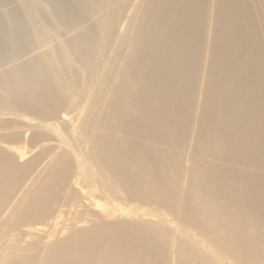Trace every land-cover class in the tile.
<instances>
[{
  "label": "bare ground",
  "instance_id": "1",
  "mask_svg": "<svg viewBox=\"0 0 264 264\" xmlns=\"http://www.w3.org/2000/svg\"><path fill=\"white\" fill-rule=\"evenodd\" d=\"M103 1L54 45L0 13V264H264V0Z\"/></svg>",
  "mask_w": 264,
  "mask_h": 264
},
{
  "label": "rangeland",
  "instance_id": "2",
  "mask_svg": "<svg viewBox=\"0 0 264 264\" xmlns=\"http://www.w3.org/2000/svg\"><path fill=\"white\" fill-rule=\"evenodd\" d=\"M59 1L61 0H5V1L0 2V13L1 14L3 13L11 14L12 12H17L22 22L26 26H28L27 28H29L28 31L30 35L33 36L37 30L42 31L44 33V36H46L47 38L46 45L58 44L64 37L69 36L70 33L76 32L77 30L81 29L82 27L86 25H90L94 28V30H97V32L95 33L97 35L100 34L101 31L108 29V27L110 26L109 22H111V14L108 8H106L107 6H105L104 4L105 1L103 0H95L96 1L95 5H93L94 3L92 2V0H83V2L82 0H69L71 3L69 7L66 5L65 6L60 5L61 3ZM94 6L97 8L96 11H94L95 9L93 10ZM55 8L57 10H55ZM104 9H105V13H104ZM53 10L57 12H54ZM48 12L50 13L48 14ZM100 13L103 15H101ZM71 14L72 15L78 14L80 16L79 22L75 26H71L73 22H69L68 20V18L72 16ZM97 15H100V16H97ZM51 19H53V22L55 21V25H51L53 24ZM83 24L85 25L82 26ZM10 26H9V29H10ZM13 36H14V33H12V30L1 32L0 33V43L4 44V42L5 43L10 42L11 41L10 39ZM33 39L34 40L32 41L31 40L26 41V43L24 44V50L21 51L24 54L22 56L23 58H26L27 56H30L31 54L37 52L39 49L45 47V44H39L41 42L37 43L35 37ZM98 39H101V41H99L101 44V48L103 49L104 47H106L107 44L105 43V41H103L100 35ZM105 49H107V47ZM18 54H20V52ZM72 56L76 57V58L72 57L73 64L75 68L78 69L77 72L81 76V73H83L85 68L89 65V62L87 60L81 61L79 60L77 56L73 54ZM14 61L15 60H9L8 62L4 63V65L0 66V69L2 67L8 66ZM106 66H107V63H104V66H103L104 69L106 68ZM98 74H100V69H96L93 72L92 79H90V81L86 84V89L93 87V84L96 81L95 79L99 76ZM78 85H79L78 88L81 89V85H82L81 81L78 82ZM0 87H1V83H0ZM81 97L82 98L80 99V103L78 104L77 108H79L84 103L83 100L85 96H81ZM65 108L66 107L64 106L61 109L59 113L60 115L68 114ZM2 110L4 109L0 108V111ZM9 117L10 119H12V124L14 126H17V125H23L22 122H25V121L27 122L30 116H28V114H20V115L17 114L16 115L10 112L0 113V119L9 118ZM48 121H52L54 123L53 124L54 127L48 129V132L46 133V135L44 136L42 140L34 142V148H35L34 151L39 149L40 143L42 142H45V141L46 142L49 141L52 143L56 142V140L53 138L52 131L63 132V133H67L69 131L67 128V124L64 122H61L59 117L57 118V116L50 118ZM28 137H29V133H26V137H23L21 142L25 143V141H27L25 138H28ZM25 145H28V144L26 143ZM26 158H28L27 154L25 155L23 159H26ZM86 187H87L86 195L91 196L95 194V189L93 187H89V186H86ZM122 195H124V193Z\"/></svg>",
  "mask_w": 264,
  "mask_h": 264
}]
</instances>
